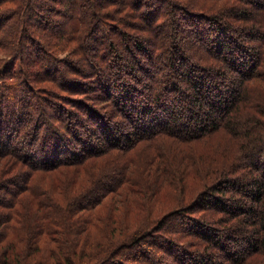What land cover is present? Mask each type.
<instances>
[{"label": "trees", "instance_id": "16d2710c", "mask_svg": "<svg viewBox=\"0 0 264 264\" xmlns=\"http://www.w3.org/2000/svg\"><path fill=\"white\" fill-rule=\"evenodd\" d=\"M0 53V264H264V0H0Z\"/></svg>", "mask_w": 264, "mask_h": 264}, {"label": "rangeland", "instance_id": "374dc122", "mask_svg": "<svg viewBox=\"0 0 264 264\" xmlns=\"http://www.w3.org/2000/svg\"><path fill=\"white\" fill-rule=\"evenodd\" d=\"M122 54L124 56L128 55L126 53V51H124V50L122 51ZM0 56L2 57L3 54L0 53ZM130 58L132 59V57H130ZM220 134H223V135H220ZM229 137H230V135L229 134L226 135V132H224V131L217 133L213 139L208 140L206 142V143H208V142H211L214 140L213 146L208 145V147H202V148L197 149L196 152L194 153V159L201 158L200 155H202V154L206 155V157H208L212 161H216L217 159H219L220 158L219 156L224 158V154L227 155V153H228L227 151L230 148V145H229L230 141L228 140ZM219 139H221V140H219ZM159 140H160V143H158V144H159V146H161L164 155L171 156L172 153L174 152V154L176 156L181 152L182 155L180 157L183 158L181 160H183L185 162L190 161L189 157L184 158V156L187 155L186 153L189 149L182 147L181 145L183 143L178 142L177 139H173V138H169V137H164V138L161 137ZM154 149H155V147H152V146H143V147L139 148L138 150L134 149L137 151L129 150L128 152H131L132 155H131V157L128 156L129 157L128 159H126V157L122 154L118 158H120L122 160V162H123L122 164L126 167V173L129 174L131 171L132 174H134V173L139 174L140 173L139 171H141L147 164L146 163L147 156L151 155L152 153L153 154L157 153V151H154ZM218 154H219V156H218ZM206 163L210 164L211 162L208 161ZM184 164H186V163H184ZM133 176L140 180V177H141L140 174H139V176L138 175H133ZM169 191H170V189L168 187H163V189L160 192L162 194V196H160L159 201L154 200V201H151L150 203L151 204H155V203L158 204L159 202L162 201L165 203L170 202V204H171V200H174L175 196L173 197V194L170 193ZM7 199H9V197H7ZM195 212L198 216H204V214L207 213V214L214 215L215 218L219 217L218 216L219 214H217V212H214V210H207L206 209V210L202 211L199 208H197V209H195ZM155 233H157V232H155ZM164 236L169 238L168 234H165ZM190 237H191L190 240L194 239L193 236H190ZM170 238H174V237L170 236ZM190 240H188V242H187L188 244L191 242ZM193 242H196V241H193ZM143 244H144L145 249H147L146 250V252L148 253L147 257L151 258L150 260H152L153 258H156L158 261L156 263H161V262L164 263L165 262L167 264H174V262L170 260V258H169L170 256L167 253H165L164 250H162V249L160 250V249L154 247L151 244V241L149 242V240L146 239L145 241H142V245ZM185 246L187 249H190V246H188L186 244H185ZM203 246L204 245L201 244V242H200V244H199L200 249L203 248ZM194 248H196V247L194 246ZM121 251L125 253V254L123 253L124 256L121 260L127 264H147L148 262H151L147 257H145V259H146L145 261H141L138 258L140 256L135 252V248L122 247L120 252ZM212 253L215 257V260H217V258H216V257H218L217 250H214ZM163 255H164V257H163ZM117 256H118V254H117ZM136 259H138V260H136ZM147 260H149V261L146 262ZM166 260H168V261H166ZM175 264H177V263H175Z\"/></svg>", "mask_w": 264, "mask_h": 264}]
</instances>
